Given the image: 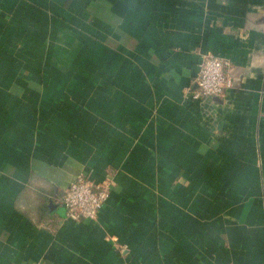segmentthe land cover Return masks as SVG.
I'll return each instance as SVG.
<instances>
[{
    "label": "crops",
    "instance_id": "1",
    "mask_svg": "<svg viewBox=\"0 0 264 264\" xmlns=\"http://www.w3.org/2000/svg\"><path fill=\"white\" fill-rule=\"evenodd\" d=\"M0 264H264V0H0Z\"/></svg>",
    "mask_w": 264,
    "mask_h": 264
},
{
    "label": "built area",
    "instance_id": "2",
    "mask_svg": "<svg viewBox=\"0 0 264 264\" xmlns=\"http://www.w3.org/2000/svg\"><path fill=\"white\" fill-rule=\"evenodd\" d=\"M234 83L231 62L214 53H205L188 97L192 101L222 97ZM112 181L111 174L102 182L80 175L56 201L65 207L67 218L72 221L96 220L109 199Z\"/></svg>",
    "mask_w": 264,
    "mask_h": 264
}]
</instances>
